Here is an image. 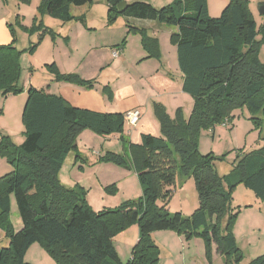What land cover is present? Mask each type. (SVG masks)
<instances>
[{
    "label": "trees",
    "instance_id": "obj_1",
    "mask_svg": "<svg viewBox=\"0 0 264 264\" xmlns=\"http://www.w3.org/2000/svg\"><path fill=\"white\" fill-rule=\"evenodd\" d=\"M90 2L41 0L38 8L53 19L69 22L73 19L71 7ZM121 2L106 0L109 24L121 16L177 28L170 40L176 47L178 68L183 75L182 92L193 99L191 113L185 118L183 110L177 108L171 119L163 105L153 103L161 136L141 134L139 143L121 137L123 156L106 152L99 158L100 162L132 170L141 196L113 210L95 213L85 202L83 188L64 186L58 174L65 157L76 150V140L82 131L123 135V114L76 108L59 96L30 86L22 110L24 141L20 146H15L8 137L0 141V157L12 166V171L0 178V230L8 240L7 247H0V264H27L25 255L35 243L41 244L57 264H157L159 250L152 241L156 231H174L186 234L187 238L196 234L204 241L209 263L213 246L224 264L241 263L242 256L232 235L237 213L231 207V193L242 184L264 200V64L258 58L259 47L264 44V23L257 40L248 0H228L216 18L208 14L207 0H175L160 9L134 1L119 12ZM23 31L37 35V41L28 49L30 54L46 34L53 35L37 20ZM128 33L140 36L147 58L159 59L156 38L144 29L128 27ZM21 52L14 46V40L0 46L1 97L22 90L18 83ZM47 68L57 80L93 86L76 75H60L55 63ZM243 107L252 114L251 121L260 131L263 146L246 154L240 150L229 174L220 176L215 163L225 157L198 152L200 131L224 124L233 110ZM178 171L182 177L193 179L197 194L198 208L188 219L179 212L171 214L167 208L169 187ZM10 195L22 223L17 232L10 220ZM160 197L162 204L158 205ZM135 224L138 240L123 263L113 240ZM248 264H264V255Z\"/></svg>",
    "mask_w": 264,
    "mask_h": 264
},
{
    "label": "rangeland",
    "instance_id": "obj_2",
    "mask_svg": "<svg viewBox=\"0 0 264 264\" xmlns=\"http://www.w3.org/2000/svg\"><path fill=\"white\" fill-rule=\"evenodd\" d=\"M81 7H72L73 19L61 22L39 11L41 0H30L28 4L17 0H0V46L8 45L14 40V46L22 51L20 64L19 94L0 96V141L2 137L10 138L15 146H20L25 138L22 123V110L26 101L27 89L46 87L51 83H66L56 79V75L47 68L55 63L60 75H76L81 80L92 82L103 95L106 107L117 105L116 102L133 97L142 104L144 116L135 128L125 124L123 135H100L91 130L79 134L76 150L64 159L59 181L68 188L81 186L88 207L95 213L113 210L124 202L137 200L141 196V187L132 170L108 162H100L106 152L123 156L124 139L139 143L141 134L160 137V129L153 113V103L164 106L167 115L173 119L175 110L181 108L188 118L193 99L181 91V75L177 66L173 44L170 37L173 26L162 24L163 28L148 32L157 39L159 49L169 56L170 68L158 69L155 72L149 64H134L135 54L140 50L139 35L126 34L124 17H117L109 24L106 0H90ZM124 3L134 1L146 2L160 9L171 5L175 0H122ZM249 8L256 23L257 40H260V29L264 23V15L257 11V5L264 0H248ZM228 0H207L208 14L212 18L220 15ZM34 20L52 30L53 35L46 34L34 53L28 49L37 41V35L24 32L30 28ZM132 26V25H130ZM124 41L125 61L113 64L112 55L118 53V47ZM259 61L264 64V44L258 51ZM119 66V67H118ZM168 66V65H166ZM169 67V66H168ZM117 70L119 77L112 76ZM112 71V72H111ZM75 85V84H74ZM113 102V103H112ZM111 108V107H110ZM117 108V106H116ZM252 114L243 107L233 110L231 118L224 124H217L213 129L201 130L197 150L201 155L212 154L224 160L216 162L215 167L220 176L231 171L240 150L246 154L263 146L260 131L255 129L251 121ZM88 133V134H87ZM96 135V136H94ZM84 160L92 161L85 164ZM76 162L72 166L73 162ZM81 165V166H79ZM12 166L5 158L0 157V178L9 174ZM113 188V190L111 189ZM167 208L171 214L181 213L188 219L198 208L197 194L192 178H184L176 173ZM10 219L15 222L19 218L13 195H10ZM162 204V197L157 201ZM231 207L237 217L232 227V235L239 249L242 260L240 264H248L258 256L264 255V200L258 199L254 193L242 184L237 185L231 193ZM157 239L152 241L158 247L157 264H224L221 256H214L211 263L205 257L203 239L192 234H177L174 231H156ZM138 238V226L132 225L118 233L113 240L119 259L125 263L130 256ZM8 240L0 230V247H7ZM27 264H57L46 249L35 243L25 256Z\"/></svg>",
    "mask_w": 264,
    "mask_h": 264
},
{
    "label": "crops",
    "instance_id": "obj_3",
    "mask_svg": "<svg viewBox=\"0 0 264 264\" xmlns=\"http://www.w3.org/2000/svg\"><path fill=\"white\" fill-rule=\"evenodd\" d=\"M71 10H72V7L70 9V12H71ZM124 20L126 21V26H127L126 34L127 35H135L133 33H128V27L136 28V29H144L147 33L154 31V29L163 28L162 24L157 22V21L140 20V19H134V18H127V17H124ZM130 25H132V26H130ZM174 28H176V27H174ZM175 33H177V28H176V30L173 29L172 34H175ZM151 37H153V36H151ZM139 39H140V36H139ZM140 45H141V43H140ZM118 50L119 51L117 54L112 55L113 64H115V65L120 64V62H124L126 60L125 59L126 47L124 46V44L121 45L120 47H118ZM173 50H174L175 58L177 61L176 47L174 45H173ZM163 56H164V54L161 53V50H160L159 59L147 58V54L145 53V51L142 49V46H141V51L139 50L135 54V58L133 60V63L135 65L136 64L137 65L138 64H149L150 66H153L155 72H157L159 68L161 70L162 69L164 70V68L169 70V68H170L169 56L167 59L162 58ZM166 65H168L169 67ZM177 66H178V63H177ZM113 72L114 73L112 74V76H114L115 78L119 77L117 70H114ZM179 72H180V70H179ZM180 74L181 75L177 74V77L181 80V87H182L183 75L181 72H180ZM36 89L43 90L45 93L50 94V95L59 96V97L63 98L66 102H68L69 104H71L72 106H74L76 108L86 109V110H91V111L101 112V113H121L123 115L128 111L137 109L140 111L139 122L141 121V119L144 116L143 106L135 97H133L131 99H126L123 101H118V102H116L117 105H114V103L112 102L113 104L109 105V107L107 108L105 100L103 98V95L99 92V89L97 86H95V87L92 86L91 88H88V87H82V86L74 85V84H70V83H59V84L51 83V84H47L46 87H40V88H36ZM181 91H182V89H181ZM116 106H117V108H116ZM139 122H138V124H139ZM138 124L136 125V127L138 126ZM81 134H83V133H81ZM94 136H96V135H94ZM79 137L80 136H78V138ZM78 138H77L76 142H78ZM126 140L130 141L129 139H126ZM139 140H140V137H139ZM78 157L85 164H88V163H91L92 165L94 164V163H92V161L88 162L89 161L88 159L84 160V158L81 157V155H79ZM75 164H76V162L74 161L72 166ZM79 166H81V165H79ZM60 172H61V169H60ZM60 172H59V174H60ZM59 174H58V178H59ZM61 183L67 187V185H65L63 182H61ZM10 209H11V207H10ZM11 223H12V226L16 232L21 230L22 223H21L20 218H16L15 222H13L11 220ZM155 234L156 233L154 232L152 234V236L154 237V239H157ZM137 240H138V238H137ZM214 256H218V254L216 253V247L215 246H213L212 260H213Z\"/></svg>",
    "mask_w": 264,
    "mask_h": 264
},
{
    "label": "built area",
    "instance_id": "obj_4",
    "mask_svg": "<svg viewBox=\"0 0 264 264\" xmlns=\"http://www.w3.org/2000/svg\"><path fill=\"white\" fill-rule=\"evenodd\" d=\"M123 119L124 124L128 125L130 128H135L140 119V111L137 109L128 111L123 115Z\"/></svg>",
    "mask_w": 264,
    "mask_h": 264
},
{
    "label": "water",
    "instance_id": "obj_5",
    "mask_svg": "<svg viewBox=\"0 0 264 264\" xmlns=\"http://www.w3.org/2000/svg\"><path fill=\"white\" fill-rule=\"evenodd\" d=\"M125 5H126V3L121 2V3L118 5V7H117L118 11H119V12L122 11V9L125 7ZM257 11H258V13H259L260 15H264V3H259V4L257 5Z\"/></svg>",
    "mask_w": 264,
    "mask_h": 264
}]
</instances>
